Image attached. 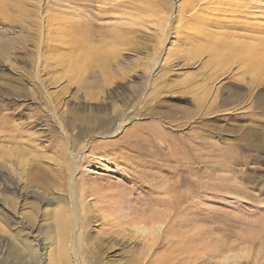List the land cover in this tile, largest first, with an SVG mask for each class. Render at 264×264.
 <instances>
[{
    "label": "rangeland",
    "instance_id": "rangeland-1",
    "mask_svg": "<svg viewBox=\"0 0 264 264\" xmlns=\"http://www.w3.org/2000/svg\"><path fill=\"white\" fill-rule=\"evenodd\" d=\"M218 37L251 42L254 58L242 49L217 65L201 56ZM0 139L33 169L69 170L85 186L76 230L65 217L69 236L71 227L84 238L75 256L70 238L67 254L56 243L55 216L42 217L66 191L46 194L34 172L19 181L0 165V264L134 261L132 241L127 253L93 242L121 219L91 213L94 199L123 189L134 216L140 202L169 194L155 190L164 183L188 246L173 264H264V0H3ZM80 206L95 219L85 223ZM140 225L127 227L133 238Z\"/></svg>",
    "mask_w": 264,
    "mask_h": 264
},
{
    "label": "bare ground",
    "instance_id": "bare-ground-1",
    "mask_svg": "<svg viewBox=\"0 0 264 264\" xmlns=\"http://www.w3.org/2000/svg\"><path fill=\"white\" fill-rule=\"evenodd\" d=\"M3 0H0V3H2ZM207 6V5H206ZM204 8V7H203ZM240 9V8H239ZM257 15V14H256ZM206 18L205 19H209L210 18L206 15H204ZM216 16V15H215ZM214 16V17H215ZM254 16V15H253ZM258 16V15H257ZM225 18V17H224ZM221 20V19H220ZM241 20V19H240ZM255 20V19H254ZM227 21V20H226ZM83 33V32H82ZM204 34V33H203ZM202 34V35H203ZM207 35V34H206ZM228 35V34H227ZM205 36V35H204ZM226 36V35H225ZM202 37V36H201ZM221 37H224L221 36ZM85 38V37H84ZM205 38V37H204ZM219 38V37H218ZM227 38V37H226ZM223 39V38H222ZM220 40L219 39H216V42L211 46L209 47H205L203 50H202V54H200L201 56L205 54V56H207V58L211 55V61L213 63H215L216 65L217 64H220V63H224L226 62V59H228V57L230 58L231 56H234L236 57L237 54H240V52L243 50V52H245L243 54V56H247L251 59L254 58V45L251 44V42H247V41H243L244 43H239V42H236L235 40ZM228 39V38H227ZM198 41V40H197ZM235 41V42H234ZM206 45V44H205ZM240 49V51H239ZM242 49V50H241ZM257 55V54H256ZM242 57V56H240ZM256 57V56H255ZM237 58V57H236ZM190 59V57H189ZM210 59H207L205 62H204V65H215V64H212ZM235 59V58H233ZM240 59V58H238ZM228 61V60H227ZM241 61V60H240ZM239 61V62H240ZM230 62V61H229ZM219 66V65H218ZM47 97V96H46ZM120 128V127H118ZM6 138V137H5ZM10 139L12 137H9ZM4 139V138H3ZM8 139V138H6ZM15 139V138H13ZM12 139V140H13ZM2 139H0V156L4 153V155L0 158V165H3V166H7L6 164H8V168H9V172L11 173V175H15L17 178L16 179H19V181L23 180V181H27V178H28V175H26L25 178H22V172L23 173H26V174H29V176H31V174L34 172V176L36 177V184L38 183V185L42 186L41 188H44V189H47L46 191V194H48L49 192V188L53 187V186H56L57 184L63 188V192L66 191L67 195L65 194V197L64 198H61L59 196H56V197H53L54 200L52 201H58V207L57 209H55V211L53 212H50L52 210L50 209H45L46 212L44 213L43 211V216H47L48 217V214H52L50 216H55L52 218V220L54 219V221L52 223H54L52 229L55 231V234H57L58 236L55 238L57 239L56 243H58V246H60L61 248L63 247L65 250H66V243L68 242L69 238L71 239L70 240V243H69V247L72 248V251H74L73 254H75L76 256V251L79 249V247L81 248L83 246L82 244V236H77L75 237V234L74 236H72V233H73V229H71L70 227V230H71V235L69 236V226H74V229L76 228L77 229V221H76V215L75 214H78L79 213V209H77L76 206H78L76 204L75 206V203H76V195L78 194V191H79V187L82 188L81 191L83 189H85V186H84V183L81 182L80 184H76L75 180L73 179V177L71 178V176L69 175V170H59V171H51V170H48V169H45L44 170H40L38 167L34 168L27 162V157L24 158V157H20L19 154L17 155H14L12 153V150H6V147L4 149L3 147V143H4V140L3 142L1 141ZM15 141V140H13ZM20 142L22 140H19ZM18 142V141H17ZM19 142V143H20ZM7 143V141H6ZM5 144V143H4ZM10 144V143H9ZM14 144V143H13ZM12 144V146H13ZM15 145V144H14ZM21 145V144H20ZM26 146V145H25ZM22 147V146H21ZM15 150V149H14ZM14 152V151H13ZM17 152H21L23 154L26 153V150H18ZM42 152V151H41ZM6 153H9L8 155L5 156ZM15 153V152H14ZM32 153V151H31ZM34 153V152H33ZM44 153V152H43ZM34 155V154H33ZM32 155V156H33ZM28 156V155H27ZM30 156V155H29ZM31 156V157H32ZM30 158V157H29ZM29 161V160H28ZM30 162V161H29ZM35 163V162H33ZM29 168H28V166ZM35 165V164H34ZM2 166V168H4ZM40 166V165H39ZM7 169V168H6ZM8 171V170H7ZM1 174V173H0ZM68 175V177H67ZM2 176V175H1ZM33 176V174H32ZM12 177V176H11ZM153 177V176H152ZM2 178V177H1ZM14 178V177H13ZM34 179V177H31ZM147 178V177H146ZM168 178V177H167ZM3 179V178H2ZM29 180H31L29 178ZM34 181V180H33ZM75 181V182H74ZM168 181V180H167ZM12 182V181H11ZM31 182V181H30ZM5 183V181H4ZM16 183H18V181H16ZM28 182H25V184H27ZM29 184V183H28ZM37 185V186H38ZM57 185V187H58ZM86 185V184H85ZM155 190L156 189H159L158 191L160 192V190L162 191L161 194H163V192H166V193H169L166 197L163 199H159L158 197V200H152V201H142V202H138L137 204V208H136V213L137 215H130L131 213L128 214H125V211L124 209L128 210L130 209L131 207L133 208V205L129 203V201H127L126 197H124V190L121 189V190H118L117 192H115L116 194L114 195H108L109 197L106 199H103L102 201H100L99 205L96 204L95 202V199H94V204H93V210L91 212L90 207H86V208H82L81 206V209L83 210V216L84 217V222H89L91 221V219L93 217H95V212H99L100 210H105V213L106 211L108 210H111L113 212H120L121 215V219H118L117 221L113 222V223H108L109 224V227H105L103 229L100 228V231H98V234L99 236L97 237H94L96 238L97 240L96 241H93V242H96L100 245V248L101 247H104V248H107L106 250L108 249H114L115 248H125V245H124V242H127L129 243V241H132V243H134L135 245L139 246L138 247V254L135 255V260L133 261L134 258H132V261L126 263V264H146L145 261H146V258L148 256L149 253L152 254V251L153 249L157 248L158 246H164V249L162 251L161 254L159 255H156V257L152 260V262L150 264H173L175 258L182 253V251H187L188 250V246L185 245V243H182L180 242L181 240L179 239V236L177 237L175 235V228H174V225H175V220L173 218V216L171 215V211L170 208L172 206V203H173V196L171 197L170 196V185L168 183H164V184H161L159 186L155 185ZM33 187V186H32ZM154 187V186H153ZM6 188V187H5ZM59 188V187H58ZM88 188V187H87ZM86 188V189H87ZM122 188V187H121ZM149 188V187H148ZM7 189V188H6ZM39 190L40 193H43L45 190ZM89 189V188H88ZM2 190V189H1ZM37 190V191H38ZM62 190V189H61ZM152 191V190H151ZM48 192V193H47ZM60 192V191H59ZM174 193V192H173ZM33 194V193H32ZM148 194V193H147ZM27 195V194H26ZM44 194H42L43 196ZM157 195V194H156ZM106 196V195H105ZM112 196V197H111ZM27 197V196H26ZM37 197V195H36ZM40 197V196H39ZM44 197V196H43ZM42 197V198H43ZM102 197V196H101ZM100 197V198H101ZM155 197V196H154ZM12 199V198H11ZM150 199V198H149ZM148 199V200H149ZM152 199V198H151ZM150 199V200H151ZM80 200V199H79ZM77 199V201H79ZM14 201V200H13ZM12 201V202H13ZM88 202L90 201L89 199L87 200ZM17 202V201H16ZM16 202H13L12 204L15 205ZM50 203V202H49ZM90 205H91V201L89 202ZM93 203V202H92ZM132 203V202H131ZM11 204V205H12ZM161 205L160 207L158 205ZM89 205V204H88ZM157 205V206H156ZM10 207V206H9ZM78 207V208H80ZM135 208V207H134ZM170 210H168V209ZM44 210V211H45ZM50 210V211H49ZM38 211V210H37ZM89 211L91 213H93L94 211V216L91 218V213H89ZM133 211V210H131ZM40 212V211H39ZM41 212V213H42ZM50 212V213H49ZM102 212V211H101ZM128 212V211H126ZM141 212V213H140ZM100 213V212H99ZM104 213V212H103ZM36 214H38L36 212ZM119 214V213H118ZM69 215V218H70V225L68 226L69 222H68V217L65 218L66 216ZM104 215V214H103ZM32 217V216H31ZM64 217V218H63ZM81 217V221H82V216ZM103 217V216H102ZM104 218V217H103ZM115 218V216L113 217ZM118 218V217H116ZM115 218V219H116ZM95 219V218H93ZM112 219V218H111ZM110 219V220H111ZM108 219H106L107 221ZM109 220V221H110ZM113 220V219H112ZM124 220V221H123ZM80 221V220H79ZM105 221V220H104ZM93 222V221H92ZM127 224L129 227L133 225V227L136 225V224H141L140 227L139 226H136L135 227V232H139L141 233V237L138 238H133L132 235H130L131 231H127L128 230V226L125 227L124 224ZM162 223H164L162 225ZM90 224V223H89ZM81 224H79V227H81V230L82 229V226H80ZM147 225V226H146ZM84 226V225H83ZM78 227V228H79ZM75 229V230H76ZM133 229V228H132ZM79 230V229H78ZM79 230V231H81ZM92 230V229H91ZM131 230V229H130ZM96 232V231H95ZM134 232V230H133ZM75 233V232H74ZM91 231L90 230H86V237L85 239L89 238V235H90ZM97 234V235H98ZM135 234V233H134ZM80 235V233H79ZM92 235V234H91ZM138 236V235H137ZM187 236V235H186ZM185 236V237H186ZM93 236H92V239H94ZM183 238V237H181ZM188 238V237H187ZM130 239V240H129ZM180 241H179V240ZM184 239V238H183ZM193 240V239H191ZM85 241V240H84ZM91 241V240H90ZM190 241V240H189ZM87 242V241H86ZM92 242V241H91ZM191 242V241H190ZM54 244L55 241L53 242ZM182 243V244H181ZM84 244L87 246V244L84 242ZM92 243H89V245H91ZM188 244H190L188 242ZM194 244V243H193ZM84 245V246H85ZM56 246V245H55ZM68 248V247H67ZM89 248V247H88ZM94 248H97L96 247V244H95V247ZM82 249V248H81ZM80 249V250H81ZM85 249V247H84ZM126 249V248H125ZM79 250V251H80ZM89 250V249H88ZM101 250V249H100ZM99 250V251H100ZM61 251H64L63 249L60 250V253ZM78 251V252H79ZM128 251H130V249H126L124 252L127 253ZM65 253L67 252L64 251ZM64 252H62V256L65 257V254ZM180 252V253H179ZM102 253V252H101ZM104 253V252H103ZM107 253V251L105 252ZM179 253V254H178ZM67 254V253H66ZM80 254V253H79ZM71 255V254H70ZM107 255V254H106ZM96 257V256H95ZM68 257H66V262H67V259ZM80 258V257H78ZM53 259V257H52ZM65 259V258H64ZM74 259V258H73ZM92 259V258H91ZM79 260V259H78ZM256 260V259H255ZM77 261V260H76ZM119 264V263H118ZM125 264V263H124Z\"/></svg>",
    "mask_w": 264,
    "mask_h": 264
}]
</instances>
